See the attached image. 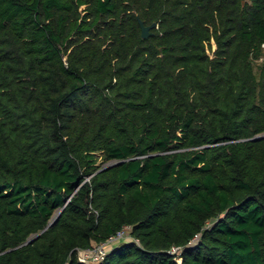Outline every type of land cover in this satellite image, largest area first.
<instances>
[{"label": "trees", "instance_id": "trees-1", "mask_svg": "<svg viewBox=\"0 0 264 264\" xmlns=\"http://www.w3.org/2000/svg\"><path fill=\"white\" fill-rule=\"evenodd\" d=\"M260 134L264 0H0V264H264Z\"/></svg>", "mask_w": 264, "mask_h": 264}, {"label": "built area", "instance_id": "built-area-1", "mask_svg": "<svg viewBox=\"0 0 264 264\" xmlns=\"http://www.w3.org/2000/svg\"><path fill=\"white\" fill-rule=\"evenodd\" d=\"M132 225H125L116 233L110 235L106 239H103L95 245L78 250V257L81 261L85 262H98L103 260L110 249L122 240L134 239L139 242V239L135 238L132 234ZM179 250V247H173L172 251ZM181 258V257H180ZM178 259V258H177ZM179 261V260H178Z\"/></svg>", "mask_w": 264, "mask_h": 264}, {"label": "water", "instance_id": "water-1", "mask_svg": "<svg viewBox=\"0 0 264 264\" xmlns=\"http://www.w3.org/2000/svg\"><path fill=\"white\" fill-rule=\"evenodd\" d=\"M139 22H140V24H141V26H142V34H143L144 37H148V36L152 33V32H151V28L157 25L156 22H153V23H151V24H146L145 21H144L143 19H141V18L139 19ZM261 137H264V134L257 135V136H255L254 138L257 139V138H261ZM119 162H120V161L112 162V163L106 165L105 167L112 166V165H114V164H116V163H119ZM105 167H104V168H105ZM60 213H61V212H59V213L54 217V219L48 224V226H50L51 224H53V223L59 218ZM48 226H47V227H48ZM47 227H46V228H47ZM40 234H41V232H39V233L35 234L34 236L30 237V238L26 241V243H27V242H30V241H33V240L36 239Z\"/></svg>", "mask_w": 264, "mask_h": 264}, {"label": "rangeland", "instance_id": "rangeland-1", "mask_svg": "<svg viewBox=\"0 0 264 264\" xmlns=\"http://www.w3.org/2000/svg\"><path fill=\"white\" fill-rule=\"evenodd\" d=\"M214 48H215V45H214ZM261 61H262V59H256V60H255V67H256L257 72L260 71V63H261ZM101 160H102V158L100 157V158H99V162H101ZM112 162H115V161L105 162L104 165L106 166V165H108V164H110V163H112ZM105 166H104V167H105ZM174 252H178V254H179L181 251L177 250V251H174ZM176 258H178L179 261H182V257L180 258L179 255H176Z\"/></svg>", "mask_w": 264, "mask_h": 264}]
</instances>
